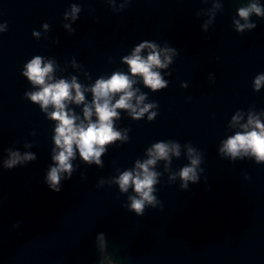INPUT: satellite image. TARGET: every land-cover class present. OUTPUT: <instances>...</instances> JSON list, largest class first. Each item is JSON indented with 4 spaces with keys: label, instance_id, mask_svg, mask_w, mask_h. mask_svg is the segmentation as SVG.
<instances>
[{
    "label": "water",
    "instance_id": "obj_1",
    "mask_svg": "<svg viewBox=\"0 0 264 264\" xmlns=\"http://www.w3.org/2000/svg\"><path fill=\"white\" fill-rule=\"evenodd\" d=\"M252 4L264 11V0H0V264H264V161L221 151L251 130L242 127L250 116L264 124V81L255 86L264 75V18L239 14ZM237 21L256 26L240 31ZM145 41L172 49L160 54L171 62L154 68L166 81L157 90L125 60ZM36 56L52 64L49 83L75 77L81 85L85 100L65 102L77 124L88 123L91 87L114 72L134 81L133 105L144 95L137 112L152 105L139 119L116 109L121 135L103 146L99 164L74 145L60 192L46 183L59 121L47 115L53 106L31 101L41 86L23 75ZM161 142L178 145L179 155L170 150L149 166L155 206L145 202L138 216L129 207L138 193L131 184L121 191L118 178L142 171L137 162ZM12 152L21 159L6 168ZM192 158L198 179L185 188L180 172Z\"/></svg>",
    "mask_w": 264,
    "mask_h": 264
},
{
    "label": "clouds",
    "instance_id": "obj_2",
    "mask_svg": "<svg viewBox=\"0 0 264 264\" xmlns=\"http://www.w3.org/2000/svg\"><path fill=\"white\" fill-rule=\"evenodd\" d=\"M79 11L73 6V13ZM255 12L257 16L264 18V11L257 4H252L247 8L239 10L241 17L247 20L249 14ZM254 23L247 25L239 24L237 21V28L243 31L245 27L254 28ZM149 48L151 51L147 57L140 55L141 49ZM172 49H159L155 43L142 42L140 43L132 55L125 57L130 71L133 75H141L145 85L152 90H157L166 86V81L160 78V73L154 71V68L166 67L167 63L171 62V57L164 56V61L160 59L161 52H169ZM26 70L23 75L28 78L33 84L40 85V89L35 92L28 93L31 101L40 104L43 110H47L48 106H53V111L48 112L47 115L59 123L55 127V144L60 148V151L53 156L57 165L51 167L47 173L46 183L50 189L55 192H60V173L67 172L68 179H71L72 165L69 162L70 158L74 156V148H78L80 155L85 161L95 159L96 163H100V156L104 152V145L120 137V133L113 129V118L118 117L119 113L116 109H130L133 118L139 119L152 105H145L136 111L139 104L144 100V95L136 97V105L131 103L135 95L132 90L133 80L128 75L122 72H114L110 78L98 79L91 87L93 99L91 105L85 104L84 117L88 120L85 125L83 121L76 123L78 119L75 115L70 114V110H66V101L73 100L79 104L85 100L81 85L76 83L75 77L69 83L64 79L49 83L52 80L50 73L53 71L52 64L49 62L42 65V58L36 56L25 65ZM264 81V75H259L255 79V86L258 90L261 82ZM72 89H75V95H72ZM116 93H121L118 99L113 103V96ZM93 109L97 119L93 122L90 118L93 115ZM156 114L150 113L149 120ZM238 119V117H234ZM249 125L253 127L251 130L238 132L234 136L229 137L223 143L222 152L230 154L233 158L237 157L241 152L248 153L249 151L256 157V161H264V124L255 117H249L248 124L242 125L243 128L248 129ZM179 155L178 145H169L166 143H156L149 149L150 159L144 163L137 162V168L142 171L135 174L131 171L123 172L118 178L120 190L126 192L129 185L134 186V191L138 193L139 198L132 196L130 209L134 210L136 215H144L145 202L155 206L156 198L151 194L153 192L152 185L156 183V173L151 171L149 166L154 165L156 159L167 158L169 151ZM192 150L189 149V152ZM21 157L18 152L10 153V159L5 162L6 168H12L20 161ZM23 159H34L31 153H26ZM198 159L192 158L191 165L185 166L180 176L185 182L182 187H187V181L195 182L198 178L196 176L195 165L198 164ZM16 225L14 224L13 227Z\"/></svg>",
    "mask_w": 264,
    "mask_h": 264
},
{
    "label": "bare ground",
    "instance_id": "obj_3",
    "mask_svg": "<svg viewBox=\"0 0 264 264\" xmlns=\"http://www.w3.org/2000/svg\"><path fill=\"white\" fill-rule=\"evenodd\" d=\"M100 264H104V262H101Z\"/></svg>",
    "mask_w": 264,
    "mask_h": 264
}]
</instances>
